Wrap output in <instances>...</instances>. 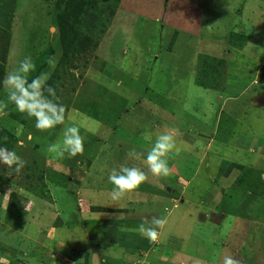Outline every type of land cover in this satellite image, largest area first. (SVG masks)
<instances>
[{"label": "rangeland", "instance_id": "1", "mask_svg": "<svg viewBox=\"0 0 264 264\" xmlns=\"http://www.w3.org/2000/svg\"><path fill=\"white\" fill-rule=\"evenodd\" d=\"M61 1L0 0L6 74L25 56L36 65L30 78L56 74L57 97L83 114L85 135L83 155L53 159L48 148L62 138L60 127L37 130L11 105L8 112L25 122L0 117L26 161L15 175L0 165V258L152 264L113 241L118 220L144 222L154 212L166 221L165 250L185 264H223L225 256L264 264V0H98L115 14L102 15L106 32L96 36V49L69 56L75 68L59 66L60 58L89 0ZM171 130L184 143L169 159V176L129 156L132 149L146 156L152 145L145 137ZM124 163L148 179L117 202L107 176ZM12 192L20 216L6 211Z\"/></svg>", "mask_w": 264, "mask_h": 264}, {"label": "clouds", "instance_id": "2", "mask_svg": "<svg viewBox=\"0 0 264 264\" xmlns=\"http://www.w3.org/2000/svg\"><path fill=\"white\" fill-rule=\"evenodd\" d=\"M36 71V65L30 56H25L18 61V66L8 72L0 87L6 93V99H0V117L8 114L9 106L24 114L29 119H34L35 128L42 132H51L58 127L61 128L62 138L51 144L48 151L53 159L73 158L83 155L85 151V135L81 131L82 113L76 109H68L59 101L56 91L48 84L46 75L31 77ZM95 132V129H85ZM176 130L158 131L153 137L151 134L145 137L151 142V148L144 153H138L135 149L130 150L129 156L133 159L143 157L148 170L157 177H167L171 172L169 159L182 151L183 141H178ZM31 139V136H29ZM21 146L23 141L20 142ZM26 161L16 151L0 147V165L7 169L11 175L19 174L25 167ZM148 179L147 173L137 166L127 163L118 167H112L107 176L108 182L113 186L111 198L120 201L127 194L138 190ZM166 221L153 217L149 222L147 219L141 223L136 231L145 236L152 243H163L161 229ZM0 264H5V259L0 258ZM223 264H239L232 256H225Z\"/></svg>", "mask_w": 264, "mask_h": 264}, {"label": "trees", "instance_id": "3", "mask_svg": "<svg viewBox=\"0 0 264 264\" xmlns=\"http://www.w3.org/2000/svg\"><path fill=\"white\" fill-rule=\"evenodd\" d=\"M63 2V0L61 1ZM109 11L110 17L114 16L115 14V9L112 7L110 8L109 6L106 9H101L100 5L98 4V0H89L86 7L84 8V11L82 13V17L80 18V21L78 22V25H76L74 28L70 29L69 35H68V40L66 42V45L64 47V51L62 54V57L60 58V65L59 66H64V65H69L70 67H74L72 65V62L70 59L71 57H76L77 55L80 54H85L88 53L92 49L97 48V41L96 36H102L106 32V24L105 20L102 19V15L106 12ZM69 27V24H67ZM63 28V24L61 25ZM0 31H3L0 29ZM4 33V31H3ZM238 38L243 39L244 41L247 40L246 35H237ZM6 53H7V44H2L0 46V80H3V78L6 75ZM71 56V57H69ZM65 73V72H64ZM63 73V74H64ZM256 78V76L254 77ZM60 78L56 75L53 74L48 78V84L53 87L56 91V95L58 96V88H60L62 85L58 83ZM2 92V87H0V94ZM9 115L15 119L16 121L19 122V124L25 122V117L21 116V114H16L15 112H10L9 110ZM13 136V135H12ZM11 133L4 127L0 126V145L2 147H6L9 150H12L14 147V144L16 143L15 139L11 141ZM235 167H240L238 165H233ZM226 175H228L226 173ZM30 178V176L28 177ZM10 200L8 202L6 211L8 214H12L15 216H20L22 210L24 211V208L22 204H19L20 200L18 198V194L16 192H12L10 194ZM92 208V207H91ZM102 211H105L104 208L96 207L92 208L91 212H97L100 213ZM103 223H106V221H103ZM113 223V222H112ZM112 223H109L111 225ZM123 225L125 227L128 226V221H125L123 219L119 220L116 222L115 226Z\"/></svg>", "mask_w": 264, "mask_h": 264}, {"label": "crops", "instance_id": "4", "mask_svg": "<svg viewBox=\"0 0 264 264\" xmlns=\"http://www.w3.org/2000/svg\"><path fill=\"white\" fill-rule=\"evenodd\" d=\"M260 68H261V66L257 70L259 71ZM254 79L255 80H253V82H258V84L262 83L261 82L262 80L260 78L258 79V76H256V78H254ZM254 93H256V95H257L260 92L259 91L252 92L251 93V98H255L256 97V96H253ZM230 98H232V97H230ZM232 99L236 100L237 98H232ZM259 138L260 137L258 136L257 139H254V142H255V140H260ZM255 144H256V142L254 143V145ZM201 147H203V146H201ZM196 176L197 175L193 176L192 178H195ZM167 197H169V194H168ZM148 217H150V218H148ZM153 217L157 218V214L154 213V212L150 216H147L146 219L150 222ZM124 220L128 221V226L127 227H125L123 225H119L118 227L116 226V228L114 227V231L117 232L116 235L119 234L118 236H116V238H115L116 240L113 241V243L115 245H117V247L119 248V249H116V250H120V249L125 250V247H127L128 248L127 251L135 252L136 254L137 253L145 254V257H150L151 256L148 261L151 262V260H153L151 262L152 264H165V263H168V264H185V260L183 259L184 256H177V255H173V254L169 255V251L165 250V247L163 246V243H159V244L152 243V242H150V240L148 238H146L145 236H141L138 233V231H136L138 226L141 223H143L142 220H140V219L131 220V218L124 219ZM130 227H134V228H130ZM124 238L128 239L129 241H123ZM124 242H126V243H124ZM121 246H124V248H122ZM145 257H142V258H145ZM169 257H170V259L172 261L169 259Z\"/></svg>", "mask_w": 264, "mask_h": 264}]
</instances>
